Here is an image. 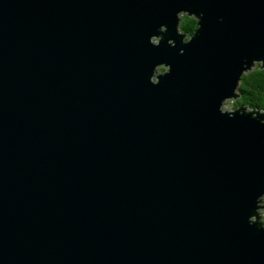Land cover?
Returning <instances> with one entry per match:
<instances>
[{
    "label": "water",
    "instance_id": "water-1",
    "mask_svg": "<svg viewBox=\"0 0 264 264\" xmlns=\"http://www.w3.org/2000/svg\"><path fill=\"white\" fill-rule=\"evenodd\" d=\"M256 63L264 0H0V264H264Z\"/></svg>",
    "mask_w": 264,
    "mask_h": 264
},
{
    "label": "trees",
    "instance_id": "trees-1",
    "mask_svg": "<svg viewBox=\"0 0 264 264\" xmlns=\"http://www.w3.org/2000/svg\"><path fill=\"white\" fill-rule=\"evenodd\" d=\"M198 26L196 17L184 15L180 28L187 33V37H190L196 32ZM237 92L239 97L233 102V106L264 109V69L261 65L257 64L254 70L242 75Z\"/></svg>",
    "mask_w": 264,
    "mask_h": 264
},
{
    "label": "rangeland",
    "instance_id": "rangeland-1",
    "mask_svg": "<svg viewBox=\"0 0 264 264\" xmlns=\"http://www.w3.org/2000/svg\"><path fill=\"white\" fill-rule=\"evenodd\" d=\"M187 13H188V12H181V13H180V16L182 17V20H183L184 15H187ZM182 20H180L178 27H179V29H180V31H181L182 33H185V32H183V31L181 30V28H180ZM187 38H189V37H187ZM257 64L261 65V63H256L254 66L251 67L250 70L245 71V73L254 70L255 67L257 66ZM233 101H234V100H227V101L225 102L224 106H223V109H224V110H228V111H233V110H235L236 107L233 106ZM246 107H247V106H246ZM258 211H259V213H260V215H261V217H262V220L264 221V197L262 198V201H261V207L258 209Z\"/></svg>",
    "mask_w": 264,
    "mask_h": 264
},
{
    "label": "flooded vegetation",
    "instance_id": "flooded-vegetation-1",
    "mask_svg": "<svg viewBox=\"0 0 264 264\" xmlns=\"http://www.w3.org/2000/svg\"><path fill=\"white\" fill-rule=\"evenodd\" d=\"M263 221V220H262ZM264 222V221H263Z\"/></svg>",
    "mask_w": 264,
    "mask_h": 264
}]
</instances>
